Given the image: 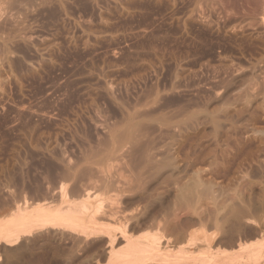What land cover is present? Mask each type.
Instances as JSON below:
<instances>
[{
  "label": "rangeland",
  "instance_id": "rangeland-1",
  "mask_svg": "<svg viewBox=\"0 0 264 264\" xmlns=\"http://www.w3.org/2000/svg\"><path fill=\"white\" fill-rule=\"evenodd\" d=\"M263 7L264 0H0L1 217L14 202H32L35 189L25 191L63 148L109 151L118 143L114 167L146 147L153 162L172 163L160 172L173 188L165 194L163 183L164 197L148 204L157 221L182 223L190 240L216 226L221 235L243 213L259 232L238 228L231 245L223 237L197 243L190 262L175 264H207L213 252L221 264H264ZM143 231L154 230L132 232L141 238ZM67 240L24 242L21 256L1 264H42L40 255L47 264H112L99 259L103 245ZM172 248L170 262L179 254Z\"/></svg>",
  "mask_w": 264,
  "mask_h": 264
},
{
  "label": "bare ground",
  "instance_id": "bare-ground-1",
  "mask_svg": "<svg viewBox=\"0 0 264 264\" xmlns=\"http://www.w3.org/2000/svg\"><path fill=\"white\" fill-rule=\"evenodd\" d=\"M263 25H264V17H263ZM85 35H82V37ZM85 37H87V35ZM139 58H140V56H139ZM134 60H135V58H134ZM262 78H263V76H262ZM58 84H60V83L58 82ZM108 94H109V92H108ZM26 114H27V112H26ZM134 114H136V113H134ZM48 115H50V114H48ZM41 117L43 119L42 115H41ZM44 118H46V117H44ZM137 118H139V117H137ZM28 119L29 118H27V120ZM259 121H260V119H259ZM214 128H215V125H214ZM23 132H24V130H23ZM132 132H134V131H132ZM31 134H33V133H31ZM119 135H120V133H119ZM77 136H79V135H77ZM86 136L88 138V135H86ZM123 138H125V137H123ZM26 140H27V138H26ZM133 140H135V139H133ZM115 141H116V139H115ZM120 141H121V139H120ZM137 142H139V141H137ZM136 143H134V144H136ZM108 145H109V143H108ZM116 145L113 146V150L114 149L117 150ZM150 145H151V143H150ZM99 146H100V144H99ZM145 146L146 145L141 146V147H143V149H144ZM87 147H85V148H87ZM101 147H103V146H101ZM139 149H140V147H139ZM150 149H151V147H150ZM153 149H155V148H153ZM113 150L107 151L106 149H104V150L92 149L90 147L87 149L77 148V150H75V149L74 150L73 149L72 150H70V149L65 150L63 148V151L60 150V152H61V153H59L60 155L57 154V155H59V157L57 156V158H55V159H53L54 158L53 157V158H51L52 160H50V161H48V159H49L48 158L47 162L42 164V166H41L42 170L40 169L41 172L39 174L37 173L38 174L37 179L39 180V183L33 184L35 182V180H33L32 185L34 187L31 186L30 189L25 191L27 193V191L30 190V192H31V189H35L34 194H32V192H31L32 196L30 197L31 198L30 200L34 204L32 202H30L29 200H27V202L29 201V203H31V204H29L26 201H23L24 199H22L23 204L21 203V205L18 203H17L18 205H16L14 202L15 205L13 204V206H15V208L13 207L12 208L13 210L11 209L12 213L9 214L7 217L6 216L1 217V216H3L2 214H4V213H2V214L0 213V264L5 260L4 259L5 257L7 259V256H10L11 254L13 256L15 254L20 255V251L24 247V242H27V241L33 242V241H36L38 239L40 241V239L43 240V238L45 239L46 237H52V236L56 237V239L59 238V240L60 239L62 240V238L68 239V240L71 239L70 241H73V243L72 242L71 243L74 245L77 244V246L79 245V247L81 246L80 244H82V243L86 244V245H88L89 249L90 248L94 249L98 245H100V246L103 245L104 246L103 248H105V249L104 250L101 249L103 252H100L101 254L99 253V259L104 258L107 261H111L112 264H157V263L172 264V262H173V264H175L178 261H185V262L188 261V259L191 258L189 253L192 252V251H190L188 253V251L190 250L189 248L192 247L193 245L195 246V244H197V243L199 244L200 242H202V243L205 242V244H207L209 246V245H212V243H214L215 241H218L220 238L223 237L226 240V242L229 245H231L233 243L234 238H235V233L238 231V228H241L240 230L252 229V231L250 233L251 235H256L259 233L258 230L251 227V224L253 223L251 221L253 219L252 220L247 219V220L243 221L241 218L244 217V215H246V214L243 215V213H242L241 214L242 216H239L237 213L233 216V219L231 220L230 225L228 224L227 227L224 230H222L221 235L218 232L219 227L216 226L215 231L210 236L209 235L206 236L207 233L203 231L202 232L203 234L200 235L199 237L193 236V238L191 237V239L189 240V238L187 236L188 234L186 235V230H185L184 225H182V223L181 224L175 223L176 225H174V226H173V224H174L173 223L172 227H171L169 225V223L166 224L164 222L161 223V222L157 221L155 216H154V213L152 211L153 207H151V209H149L150 205H148L149 202H150L151 206H152V204H154V200H156L155 195L160 194L157 192L159 190H161L160 188H162V185L164 187V184H165V187L162 188L161 192L163 191V193L166 194V192H164V189H168V182H167L168 180L163 182L165 177H164V179L162 178L163 179L162 180L161 174L166 173L167 171L165 170V172L162 171L163 173H161L160 170L164 167L171 165L172 163L168 162V161L166 162V160H164L165 162L161 161V163H158L157 161L153 162V158L155 159V156L152 155L151 152H154V151L150 152L149 148L147 150L145 147L144 150H138L137 149L136 152H139V151L140 152L137 153L136 155H132L134 152L133 153L131 152L132 154L130 153L128 155L129 157L125 154L122 155L123 157L121 159L126 158L125 156H127L128 158L125 159V161L123 162L125 165L119 163L122 166V168L125 167L124 170L122 168L118 167L120 169V171L123 170V172H121L122 173V175H121L119 172V169L116 170V168H117L116 166H120V165H118V163H116L115 164L116 166H114V167L112 166L114 163L113 161H114L115 157L117 156L116 152L119 151V150H117V151L114 150L115 151V153H114ZM124 151H125V149H124ZM207 152L210 154L209 151H207ZM77 153H78V155L80 154L79 157L75 156V155H77ZM156 153H157V150H156ZM159 154H161V153L159 152ZM209 154L207 155V157L211 156ZM114 155H116V156H114ZM112 156H114L113 161H111L112 159L110 160V158H113ZM119 156H121V155H119ZM217 156H218V154H217ZM185 157H186V155H185ZM204 159H205V157H204ZM216 159H217V157H216ZM115 160H118V159H115ZM207 161H209V160H207ZM200 162H201V160H200ZM183 163H184V161H183ZM215 164H216V162H215ZM177 165H179L178 162H177ZM185 165H186V163H185ZM218 166H219V163H218ZM126 167L128 169H126ZM112 168L114 170H112ZM125 169L129 172L128 176L125 174L123 175V173H125L124 172ZM211 169H209V170L211 171ZM174 170H175V168H174ZM127 171H126V173H127ZM171 171H173V170H171ZM211 172H213V171H211ZM217 172H219V171L217 170ZM146 173H151V175H152V173L154 174L152 177L150 176V178H147L151 182V184L149 183V181L147 182L148 184H150V186L148 184H146V178H144L146 176ZM158 175H160V176H158ZM166 178H167V176H166ZM183 181L181 182L183 186L181 184H179L180 181H178V184H176L177 182L175 183V181H174V184H175L174 186L181 185L179 187L180 188L182 187L181 189L180 188L178 189L176 187H174V188H176L178 190L183 189L184 193H183V196H181V198L182 197L186 198L188 196V191H187L188 187L185 184V183H187V181L186 182L185 181L183 182ZM23 182H24V180H23ZM160 183H162V184H160ZM158 184H159V186L161 185V187H156V185H158ZM145 185H147L149 187H146ZM5 187L7 189V186H5ZM171 187L173 188V186L170 185V189H172ZM170 189H168V190H170ZM22 191H24V190H22ZM186 191H187V193H186ZM26 193H23V194H26ZM163 193L160 194V195H162V197H164ZM167 193H168V191H167ZM176 193H177V191L175 192V194ZM19 194H21V193H19ZM23 194L21 196L24 197L25 195H23ZM27 194H29V193H27ZM27 194H26V196H27ZM177 195H179V194L177 193ZM159 196H157V199ZM23 197H21V198H23ZM159 200H161V199H159ZM181 205H184V204L181 203ZM185 205H188V204H185ZM3 212H4V210H3ZM9 212H10V210H9ZM6 213H8V210H7V212L5 211V214ZM184 213H185V211H184ZM166 218H168V217H166ZM165 220H167V219H165ZM185 221H188V220L185 219ZM181 222H183V221H181ZM115 224H116V226L117 225L120 226L121 229L119 231H116L113 228H111V225H115ZM252 225H254V224H252ZM186 226H187V223H186ZM187 227H190V226H187ZM142 229H144V230L145 229L146 230L151 229L154 231L151 233L143 231L144 233L145 232L146 233L143 234V232H142L141 238L135 237L132 231L133 230L141 231ZM134 233L136 234V232H134ZM204 233H206V234H204ZM132 234H133L134 238H133ZM138 234L139 233L137 232V235ZM31 245L33 246V243ZM38 245H39V243H38ZM86 245H84V246H86ZM176 246L179 247L178 248L179 250L177 249L179 251V254H177L178 257L175 261L170 262V259H168V257H170L168 252H169V250L173 249L172 247L175 248ZM36 248H37V246H36ZM80 248H82V246ZM24 249H26V247H24ZM84 250H86V249H84ZM228 251H230V250H228ZM253 251L251 250V252H253ZM213 253H214V256H210V260L208 259L207 264H221L220 259H218L219 253H217V252H213ZM40 256L42 257L41 259L39 258ZM40 256L37 257V258H39V263L41 262L42 264H47L46 259L43 258L45 256H42V255H40ZM174 256H176V255H174ZM172 257H173V255H172ZM35 258H36V256H35ZM47 258H48V256H47ZM193 258L189 259V262ZM198 259L200 260V258H198ZM200 262H202V260ZM52 263H53V261H52ZM95 264H97V263H95Z\"/></svg>",
  "mask_w": 264,
  "mask_h": 264
}]
</instances>
